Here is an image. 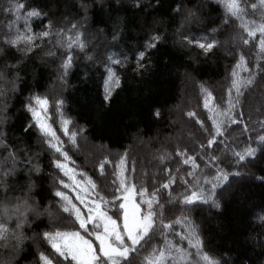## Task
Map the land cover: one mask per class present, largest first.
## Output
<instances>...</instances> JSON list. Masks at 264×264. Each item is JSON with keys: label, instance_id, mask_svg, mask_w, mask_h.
<instances>
[{"label": "trees", "instance_id": "trees-1", "mask_svg": "<svg viewBox=\"0 0 264 264\" xmlns=\"http://www.w3.org/2000/svg\"><path fill=\"white\" fill-rule=\"evenodd\" d=\"M1 1L0 62L16 64L19 75L16 81L19 90L8 92L0 101V107L7 104V140L11 146L19 149L17 172L7 178L10 185L8 193L13 200L24 195L20 188L27 187L30 176L34 185L30 195L36 202L45 198L44 203L48 204L49 200L55 199L53 177L60 172L51 165L54 154L37 139L38 133L29 130L26 134L23 131V126L31 120L30 114L23 108L28 96L40 94L49 98L48 123L52 124L62 139L66 137L58 131L59 116L52 103L55 98L64 99L62 111L65 116L71 117L70 127L84 126L86 138H78V150L73 149L71 144H65L71 158L65 163L69 169L75 170L76 190L83 189L81 196L85 199L88 192L87 178L99 176L96 165L105 155L112 162L108 167L109 183L111 179H117L114 169L119 164V179L127 176L128 183L136 188L141 185L149 190L153 186L159 187L169 179L171 172L177 176L173 187L177 192H183L184 185L179 176H183L189 166L179 163L180 157L176 152L178 149L183 151L193 148L199 151V142L203 138L199 126L185 113L193 111L205 120L215 113L225 98L226 78L234 63L226 52L233 51L234 45L245 48L246 58L251 63L258 62L257 57L260 56L257 47H252L251 52H248L249 46H243L239 40L240 35L246 36L242 24L258 27L264 23V7L259 6L260 0H238L246 14L240 19L232 17L226 26L223 20L228 15L221 0H159L158 4L152 0L151 6L148 0H143L141 7L135 6V0H120L119 5L116 0H4L3 5ZM252 3H256L258 8L252 9ZM17 4H23L24 7L16 8ZM177 7L181 9L179 13L174 11ZM32 9H38L42 15L29 16L28 12ZM190 10L199 19L186 23L182 31L190 36H214L220 42L221 46L207 56L200 54L199 49L194 47H182L177 41L176 29ZM14 19V27L7 28L6 25ZM48 21L56 26L53 35L40 39L39 33ZM73 23L78 24L83 33L82 39L87 43L86 52L92 55L93 60H87L85 52L74 47L72 51L75 57L67 77L68 85L61 87L56 71L59 60L46 56L45 52L53 48L57 40L63 44L69 42L68 35L71 33L57 36L56 32L64 28L67 33ZM214 27H218V31L210 32ZM114 30L120 33L117 41L112 40ZM150 30L161 32L165 38L157 48L149 51L151 63L140 74H136L132 71L135 54L142 49ZM17 36L25 38L18 40L15 47L4 43L5 39ZM28 36L33 37L31 45L34 46L29 45ZM258 42L259 32L252 43ZM54 50L59 55L65 49ZM109 53L121 59L127 56L128 61L124 67H118L121 84L114 88L110 103L105 104L103 62ZM237 72L240 77L248 75L240 69ZM201 84L215 97L209 101L208 108L204 106L206 93L201 91ZM6 86V81H0V88ZM156 110L160 111L159 117L154 115ZM243 111L248 131L243 132V125H233L235 131H231V140L228 141L238 150L246 142L255 146L257 135L264 134V127L260 123L264 121V79L259 76L255 85L247 91ZM25 152L32 156V164H38L41 172L37 173L34 169L28 171L30 166L22 162L25 161ZM125 153L126 159L120 163ZM189 154L193 153L190 151ZM220 166L226 167L227 161ZM204 172H208V169H204ZM242 174L243 179L234 178L220 197L222 211L201 206L204 210H197L194 216L200 225L206 250L217 258L230 257L231 264H264V247L258 246L264 242V238L257 234L260 228L258 217L264 215V182L256 179L264 175V161L258 160L247 165L242 169ZM64 179L71 184L67 176ZM56 187L59 188V185ZM64 191L79 205L75 191ZM3 195L0 192V196ZM137 200L134 191L132 201L136 203ZM41 220L43 224L36 220L31 229L25 230L29 237L49 223L47 216L41 217ZM63 225L72 229L71 218L64 220ZM180 245L188 247L187 241L180 242ZM34 252L33 240H23L22 250L17 257L19 264H34ZM0 253L8 256L3 249H0Z\"/></svg>", "mask_w": 264, "mask_h": 264}, {"label": "snow or ice", "instance_id": "snow-or-ice-1", "mask_svg": "<svg viewBox=\"0 0 264 264\" xmlns=\"http://www.w3.org/2000/svg\"><path fill=\"white\" fill-rule=\"evenodd\" d=\"M148 3L151 6L152 0H148ZM155 3L158 4L159 0H155ZM221 3L224 4L228 15V18L223 20L225 26L231 22L232 17L240 19L246 14L238 0H221ZM116 4L119 5L120 0H116ZM142 4L143 0H135L136 7H141ZM250 6L252 9L258 8L256 3ZM259 6L264 7V0H260ZM23 7V4L16 5V8ZM180 10L179 7L174 9L177 13ZM28 15L41 16L42 13L38 9H32ZM198 19L194 11H188L177 27L175 35L182 47H194L199 49L200 54L207 56L221 46L220 42L214 36L207 34L190 36L182 31L186 23ZM241 27L246 36H239L240 43L249 46L248 52H251L252 47L259 49L258 62L251 63L250 59L246 58L245 48L234 45L233 51L226 52L234 63L226 78L225 98L222 99L215 113L209 115L206 120L201 119L193 111L185 113L194 120L195 125L199 126L198 130L203 134V138L199 142V151L193 148L183 151L178 149L176 152L180 157L179 163L189 166L185 174L179 176L180 182L184 185L183 192H177L173 187L177 176L171 172L169 179L159 187L153 186L149 190L141 185L136 188L128 183L127 176L119 179V164L114 169L117 179H111L109 183L108 167L112 162L110 157L105 155L96 165L99 176L95 179L87 178L88 192L85 199L81 196V191L84 190H76L78 185L73 175L75 170L69 169L65 163L71 159L65 144H71L73 149L78 150V138H86L84 126L70 127L71 117L65 116L62 111L64 99L55 98L52 103L59 116L58 131L66 137L62 139L57 135V130L53 129L52 124L48 123L49 98L46 95L32 94L23 104V108L31 116V120L23 126V131L26 134L29 130L38 133L37 139L47 146L46 150H51L54 154L51 165L60 172L53 177L52 188L55 199L49 200L48 204L44 203L45 198L36 202L30 195L34 186L30 176L27 187L20 188L24 195L13 200L8 193L10 185L7 178L17 172L19 149L11 146L7 140L5 129L9 116L7 104L4 103L3 107H0V150H2L0 151V192L4 193L0 196V249L6 251L8 256L5 257L0 253V264H19L17 257L25 239H32L34 242V264H231L230 257L217 258L215 254L206 250L201 228L194 213L197 210H204L201 206L209 210L222 211L223 204L220 197L233 179H243L242 169L247 165L258 160L264 161V134L257 135L255 146L246 142L245 146L238 150L228 143L231 140V131H235L233 125L237 127L243 125V132L248 131L243 111L247 91L255 85L257 76L264 79V23L258 27H248L243 24ZM54 28L56 26L53 22L48 21L44 25V30L39 33V38L44 39L53 35ZM217 31L218 27L210 29L212 33ZM257 32H259V42L253 44ZM62 33L72 34L68 35L69 42L63 44L57 40L45 55L59 60L56 70L57 80L61 87H66L75 57L72 49L76 47L79 51L85 52L87 60H93V57L86 52L87 43L82 39L83 33L79 30L78 24L73 23L67 33L64 28H59L56 35ZM119 36V31L114 30L112 40L117 41ZM24 38L17 36L13 39H5L4 43L15 47L17 41ZM164 38L159 31L148 32L142 49L135 54L136 61L132 67L134 73L140 74L151 63L149 51L157 48ZM26 39L30 46H34L31 45L33 37L28 36ZM233 39L235 41L236 38ZM56 48L65 50L58 55L54 50ZM127 61V56L121 59L112 53L106 55L103 62L105 104L110 103L114 88L121 84V77L117 74L118 67H124ZM237 69L248 75L240 77ZM18 80L16 64L0 62V81H6L7 85L6 88H0V101L8 92L15 93L19 90L16 83ZM200 87L201 91L206 93L204 106L208 108L209 101L214 100L215 97L203 84ZM154 115L159 117L160 111L156 110ZM260 123L264 127V121ZM190 151L193 154H189ZM60 157L63 159L61 160ZM32 159V156L25 152V161L22 162L30 166L29 172L33 169L37 173L41 172L38 164H32ZM125 159L126 153L121 156L120 163H124ZM225 161L227 166L222 168L220 165ZM204 169H208V172L205 173ZM165 171L169 170L165 169ZM65 176L71 184L65 181ZM256 179L264 182V175L257 176ZM56 185H59V188ZM64 189L75 191V199L80 202L79 205ZM134 191L138 196L136 203H132ZM177 212L179 215H176ZM44 216L48 217L49 223L41 231L34 232L33 236L29 237L25 230L31 229L36 220H40L43 224L41 217ZM69 218L72 221V229H67L63 225V221ZM258 219L260 228L257 234L264 238V215L259 216ZM182 241H187V248L181 247ZM258 246L264 247V242Z\"/></svg>", "mask_w": 264, "mask_h": 264}, {"label": "rangeland", "instance_id": "rangeland-1", "mask_svg": "<svg viewBox=\"0 0 264 264\" xmlns=\"http://www.w3.org/2000/svg\"><path fill=\"white\" fill-rule=\"evenodd\" d=\"M1 3H2V5H3V4H4V0H2ZM14 23H15V19H14L11 23H8V24L6 25V27L9 28V29H11V28L14 27V25H13ZM186 122H187V121H186ZM132 203H134V202L132 201Z\"/></svg>", "mask_w": 264, "mask_h": 264}]
</instances>
